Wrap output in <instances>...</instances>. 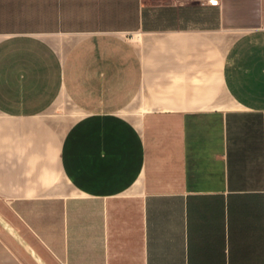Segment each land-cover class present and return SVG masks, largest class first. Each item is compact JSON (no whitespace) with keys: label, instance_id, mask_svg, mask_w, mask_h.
I'll use <instances>...</instances> for the list:
<instances>
[{"label":"crops","instance_id":"obj_1","mask_svg":"<svg viewBox=\"0 0 264 264\" xmlns=\"http://www.w3.org/2000/svg\"><path fill=\"white\" fill-rule=\"evenodd\" d=\"M0 264H264V0H0Z\"/></svg>","mask_w":264,"mask_h":264},{"label":"rangeland","instance_id":"obj_2","mask_svg":"<svg viewBox=\"0 0 264 264\" xmlns=\"http://www.w3.org/2000/svg\"><path fill=\"white\" fill-rule=\"evenodd\" d=\"M59 111H61L59 114H51L50 116L53 117L56 122L61 123V133L64 136V134L67 132L68 127L72 125V123L76 119H78L80 115L71 113L72 109L70 108L68 103H64Z\"/></svg>","mask_w":264,"mask_h":264}]
</instances>
